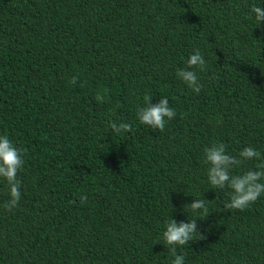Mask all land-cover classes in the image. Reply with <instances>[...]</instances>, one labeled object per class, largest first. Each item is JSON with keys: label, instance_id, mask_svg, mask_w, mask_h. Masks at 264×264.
I'll return each instance as SVG.
<instances>
[{"label": "trees", "instance_id": "1", "mask_svg": "<svg viewBox=\"0 0 264 264\" xmlns=\"http://www.w3.org/2000/svg\"><path fill=\"white\" fill-rule=\"evenodd\" d=\"M254 5L264 0H0V134L25 153L11 211L0 178V264H171L166 222H188L182 206L197 198L205 238L177 248L185 264H264V195L227 209L231 190L212 188L204 163L216 142L264 159ZM196 49L199 93L176 75ZM146 95L176 111L163 131L137 119Z\"/></svg>", "mask_w": 264, "mask_h": 264}, {"label": "clouds", "instance_id": "2", "mask_svg": "<svg viewBox=\"0 0 264 264\" xmlns=\"http://www.w3.org/2000/svg\"><path fill=\"white\" fill-rule=\"evenodd\" d=\"M251 13L254 14L258 26L264 21V7L252 6ZM206 61L201 52L196 49L187 59V67L176 72L177 77L187 84L194 92L199 93L202 85L199 83L197 72L205 71ZM76 77L72 78V83L76 82ZM96 99L103 100L104 97L97 94ZM152 97L145 96V106L137 109V119L143 125L163 131L166 120H171L176 116V111L169 106L167 97H163L154 106L151 105ZM110 127L117 133L131 132L132 125L126 122H112ZM204 163L208 165L207 179L212 188L231 190L230 202L224 207L230 210L243 211L258 198L264 195V159L261 153L253 147H245L239 152L238 157L227 154L226 145L223 142L213 143L204 149ZM25 153L18 148L6 134H0V178L7 181L9 200L5 208L11 211L21 199V182L17 179L25 164ZM258 160L255 169H249L242 174L234 175L233 169L238 168L245 161ZM86 196H81V203L86 201ZM186 213L193 214L188 222L177 224L175 220L169 219L166 222L162 237L165 245L168 246L170 254L174 257L171 264H185L183 254H177V248L189 244V241L203 240L205 237L197 231V219H205L209 215V209L204 199H195L190 204L182 206ZM187 210V211H185ZM203 217V218H202ZM199 234V235H197Z\"/></svg>", "mask_w": 264, "mask_h": 264}]
</instances>
